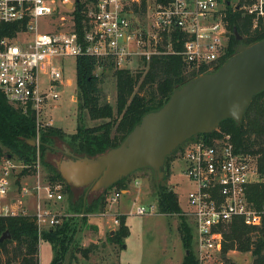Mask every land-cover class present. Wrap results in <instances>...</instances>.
I'll use <instances>...</instances> for the list:
<instances>
[{"label": "built area", "instance_id": "obj_1", "mask_svg": "<svg viewBox=\"0 0 264 264\" xmlns=\"http://www.w3.org/2000/svg\"><path fill=\"white\" fill-rule=\"evenodd\" d=\"M62 2L66 7L67 0ZM54 5L55 0H0V23L25 25L22 38L0 39V92L24 114L31 113L37 128L32 141L36 181L21 187L16 202L9 197L15 166L10 158L0 161V217L33 216L39 234L41 227H56L71 218L51 208L64 200L62 184L41 181L38 172L39 130L53 127L46 109L54 107L50 103L59 98L56 89L63 86V70L55 59L90 56L114 70H131L138 61L173 55L181 58L188 71L204 74L220 66L226 56L227 8L251 17L253 29L264 24V0H237L235 5L229 0H95L83 11L86 25L80 34L41 31L38 21L51 18L57 11ZM215 131L210 138L187 143L179 154L183 175L191 184L184 214L192 222L197 264H224L230 253L238 252L222 254L224 234L233 220L242 219L253 228L264 222V202L255 210L248 199L250 186L262 181L256 159L239 150L231 134ZM124 191L128 192H109L107 203L117 202ZM28 197L34 198L33 213L23 204ZM153 211L152 205L137 206L134 214ZM97 216H111L110 234L118 228L120 215H110L108 204Z\"/></svg>", "mask_w": 264, "mask_h": 264}, {"label": "trees", "instance_id": "obj_2", "mask_svg": "<svg viewBox=\"0 0 264 264\" xmlns=\"http://www.w3.org/2000/svg\"><path fill=\"white\" fill-rule=\"evenodd\" d=\"M75 2L72 12L73 27L75 32L80 34L86 25L83 11L86 10L87 4H93L95 0H75ZM226 22L229 42L226 56L220 66L234 55L240 43L249 45L264 38V24L253 29L252 18L243 15L240 10L227 8ZM24 30V23H0V39H11ZM234 31L241 37V41L236 39ZM140 64L141 69L114 70L116 102L113 108L108 104L99 103L101 80L95 73L98 67H102L103 71L113 67L90 56L76 59V86L81 98L76 131L66 135L54 127L39 130V157L42 165L47 167L46 179L64 186L67 212L76 216L64 219L60 225L40 234L33 216L0 217V237L6 232L9 234V238L0 243V264H38L40 240L48 242L52 247L54 256L50 264H65L63 260L65 256L69 254L71 259L80 251L76 236L85 216L105 209L106 197L110 190L114 189L115 192L128 190L127 178L117 182L108 190L88 191L87 194V187L74 188L67 184L56 170L55 164L45 160L47 152L58 153L56 149L59 148L54 145L55 140L65 143L68 150L78 157L94 158L101 155L117 147L139 123L142 116L163 106L175 89L204 72L188 71L181 58L173 55L154 56L148 62L140 61ZM84 110L87 111L89 119L105 121L93 127L84 126L82 113ZM217 130L231 134L237 148L256 159L262 181L250 186L248 199L253 209L260 210L264 202V91L252 99L239 124L225 120L218 125ZM36 134L34 116L31 113L24 114L19 108L11 105L0 92V158L4 156L2 159L15 158L27 167L22 170V173L27 174L37 158L36 148L31 144ZM214 135L216 131L194 136L169 155L167 160H174L187 143ZM166 170L169 174L168 168ZM79 189L82 192L76 195L75 191ZM158 212L163 215L180 213L176 194L166 186L159 187ZM81 213L84 216L79 218L78 215ZM113 233L108 240L122 245L123 240L129 235L125 215L119 216V226ZM180 234L184 246L192 243L193 234L188 226L184 225ZM224 238L222 254L229 251L249 252L253 257L252 264H264V222L260 228H253L245 225L242 219H235L227 226ZM182 264H197V261L186 253ZM224 264L235 263L225 259Z\"/></svg>", "mask_w": 264, "mask_h": 264}, {"label": "rangeland", "instance_id": "obj_3", "mask_svg": "<svg viewBox=\"0 0 264 264\" xmlns=\"http://www.w3.org/2000/svg\"><path fill=\"white\" fill-rule=\"evenodd\" d=\"M62 1L55 0L53 7H56L57 11L51 18L45 17L38 21L41 31L75 32L72 12L76 2L75 0H67V6L64 7ZM229 1L233 5L237 4V0ZM92 5L87 4V7ZM22 32H18L10 40L22 38ZM54 63L63 70V86L56 89L59 98L50 103L54 107L46 109V116L51 119L54 128L61 130L66 135H71L76 131L77 116L80 113L78 106L81 102L80 91L76 86V59L72 57L58 58L54 60ZM137 63V65L133 64L132 69L142 68L140 61ZM102 72L104 73L102 74ZM113 72L114 68L108 67L104 71L96 70L95 73L101 80L99 84V103L108 104L115 108L116 80ZM40 79L44 86V78L41 77ZM68 81H71V85L68 84ZM82 113L83 125L86 127L97 126L105 121L89 119L86 110L82 111ZM54 145L61 152H47L45 155V160L53 165L55 161L64 159L63 152L68 150L67 145L59 140H55ZM4 157H1L0 161ZM167 158L164 163L161 180L164 182L163 186L171 189L176 194L180 213L164 215L158 213V191L161 185L154 180L150 170L143 169L134 172L126 177L128 193L125 194L124 191V195H121L117 202L111 205L107 203L110 215L118 213L126 216L129 235L123 240V244L111 243L108 240L109 236L114 234H109V229H107V224L112 223L111 216L100 218L97 214L101 211L93 212L89 214L90 217L86 215L85 219L80 223L79 232L76 236L80 251L76 252L71 259L69 254L65 256L63 259L65 264H182L186 253L196 260L193 240L188 246H184L180 234L184 225L192 230V222L184 214L187 208V194L191 189V184L183 175L184 165L179 160V154L174 157V160H167ZM10 160H12V164L15 167L11 170V177L9 178L12 183L9 197L16 202L23 185L33 186L36 181L37 171L34 169V163L27 174L22 173V170L27 167L15 158ZM40 160L39 157L38 172L40 180L46 181L51 185L58 184L59 182L51 183L46 179L48 175L47 167L43 166ZM167 168L169 174L166 173ZM62 187L64 190L63 185ZM110 191L115 192L114 189ZM81 192V189H79L75 191V194L80 195ZM151 205L154 207L152 213L143 216L134 214L137 206L149 207ZM51 208L57 214H70L71 217L73 216V213L67 212L68 204L65 195L62 202L51 205ZM29 212H34V203ZM129 212L131 213L129 214ZM73 217L75 218V216ZM102 223H104V228H102ZM50 228L43 226L40 231L43 233ZM53 256L54 252L51 245L44 240H40L37 255L38 264H50ZM228 259L235 264H252L253 262L252 254L249 252H233L228 255Z\"/></svg>", "mask_w": 264, "mask_h": 264}, {"label": "water", "instance_id": "obj_4", "mask_svg": "<svg viewBox=\"0 0 264 264\" xmlns=\"http://www.w3.org/2000/svg\"><path fill=\"white\" fill-rule=\"evenodd\" d=\"M234 34L241 41L236 31ZM263 91L264 38L249 45L240 43L215 72L191 79L175 89L158 110L142 116L117 147L94 158L65 150L66 158L54 162L56 170L70 186L87 187L86 194L108 190L143 169H149L163 186L169 155L194 136L214 132L225 120L239 124L252 99ZM8 238L4 233L0 243Z\"/></svg>", "mask_w": 264, "mask_h": 264}, {"label": "crops", "instance_id": "obj_5", "mask_svg": "<svg viewBox=\"0 0 264 264\" xmlns=\"http://www.w3.org/2000/svg\"><path fill=\"white\" fill-rule=\"evenodd\" d=\"M124 192H122V195H124L123 194ZM128 192H125V194H127ZM34 198H32V197H28V198H26V200L23 202V204L26 206V208L28 209V211L31 209V206H32V204L34 203ZM33 202V203H32ZM29 213H31V212H29ZM90 217V216H89ZM91 218H93V217H91ZM98 225V224H97ZM99 226V225H98ZM104 226V223H102V228H104L103 227Z\"/></svg>", "mask_w": 264, "mask_h": 264}, {"label": "flooded vegetation", "instance_id": "obj_6", "mask_svg": "<svg viewBox=\"0 0 264 264\" xmlns=\"http://www.w3.org/2000/svg\"><path fill=\"white\" fill-rule=\"evenodd\" d=\"M240 2H241V1H238L239 4H241ZM56 151H57V152H61L60 149H56ZM64 156H65V155H64Z\"/></svg>", "mask_w": 264, "mask_h": 264}]
</instances>
